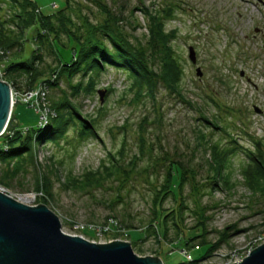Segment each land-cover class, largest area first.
I'll use <instances>...</instances> for the list:
<instances>
[{
  "label": "rangeland",
  "instance_id": "rangeland-1",
  "mask_svg": "<svg viewBox=\"0 0 264 264\" xmlns=\"http://www.w3.org/2000/svg\"><path fill=\"white\" fill-rule=\"evenodd\" d=\"M33 1L43 13L51 11L53 14L58 13L63 3V0ZM99 1L111 14L122 19L119 23L124 29L139 39L146 38L148 29L147 19L136 7L164 10L165 28L175 31L170 45L180 64L179 92L173 93L160 83L153 97L147 93L137 96L136 90L129 87L126 72L109 65L91 92L70 98L80 105L87 121L93 119L95 135L81 138L80 127L70 125L57 140L32 142L31 151L26 153L25 170L12 179L10 186H0L14 198L35 193V200L26 204L46 205L59 217L64 233L99 243L126 241L138 256H159L163 264L187 263L203 252V248L189 252L181 245L182 237L195 230L194 223L198 219L192 212L196 197L188 186L184 189L188 206L184 213L186 234H180L175 240V233L170 229L169 240L153 235L142 240L147 230L136 227L143 228L150 218L152 195L162 182L170 160L192 166L197 172L196 179L205 182L208 156L196 144L200 128L205 138L235 148L227 166L232 189L217 188L211 193L204 190L202 203L208 205L205 212L211 216L207 221V239L218 240L219 232L228 230L231 225H235L236 230L229 232L228 244L223 243L211 256L196 264H232L241 260L264 240V200L253 196L242 178V168L247 164L244 150L255 151V141L264 144V0ZM69 4L72 10L65 14H70L72 23L67 24V29L77 34L85 30L84 17L94 25L107 19L92 0H69ZM14 10L10 0H0V18L8 21L4 28L18 31L9 21ZM169 11L172 14L166 17ZM58 21L54 20L56 27H60ZM36 32L35 26L24 30L23 61H30L37 47L48 68L56 70L59 64L55 53L63 61L71 59L73 52L65 32L59 33V42L64 47L52 45L55 53L45 39L43 45L34 41ZM45 37L50 41L51 36L45 34ZM189 47L195 50V63L188 59ZM6 50L0 46L1 75L10 62L7 59L11 57V62H19V55H12L14 48L11 53ZM197 67L201 75L196 74ZM55 70L51 80L57 76ZM18 79L24 84L25 75ZM79 82H87V76L82 77L80 73L70 79L63 76L57 87L48 88L50 100L65 94L70 96L69 84ZM21 88L24 91V87ZM99 91L104 92L102 102ZM13 113L17 121L14 119L13 123L18 130L36 125V111L21 102H17ZM201 114L208 118L216 116L227 134L208 124L200 126ZM141 140L145 146L142 154L139 152ZM110 154L121 158L125 164L138 156L132 168L127 165L128 177L123 183L110 179L88 191L73 190L63 183L68 174L78 177L107 164ZM18 157L11 162H0L3 176L13 166L19 167ZM51 169L56 173L49 172ZM47 177L51 180L49 187L45 184ZM163 205L171 207L173 201L168 198ZM113 213L122 215L133 228L123 229L119 224L115 228L111 224L101 234L95 229L84 233L86 225H104Z\"/></svg>",
  "mask_w": 264,
  "mask_h": 264
},
{
  "label": "trees",
  "instance_id": "trees-1",
  "mask_svg": "<svg viewBox=\"0 0 264 264\" xmlns=\"http://www.w3.org/2000/svg\"><path fill=\"white\" fill-rule=\"evenodd\" d=\"M92 1L107 15V19L94 25L84 17L85 30L82 31L83 26L79 27V30L82 31L79 34L67 29V24L72 23L70 14H65V12H71L72 10L69 0H63L62 6L55 14L51 11L43 13L42 9L33 0H10L15 10L9 17V21L15 24L18 31L4 28L8 21L0 18V46L7 49V53H11L14 48L12 55H19V62H11V57L6 60L10 62L4 68L3 80L8 82L13 90L17 91H22L21 87H24V90L32 89L37 83L44 82L47 86L48 102L55 113L45 127L36 128L31 126L29 131L23 132L24 130H18L13 123L15 118L12 111L6 131L0 137V162H11L19 155L17 161L19 167L17 165L13 166L10 172L5 170L4 176L0 172V184L5 187L10 186L12 179L19 172L25 170L26 153L31 151L32 142L35 144L57 140L63 136L70 125L80 127L79 135L81 138L95 135L93 119L87 121L86 115L84 116L80 111V105L72 102L70 98H75L80 93L88 94L91 92L97 79L109 65L119 67L126 72L130 79L129 87L136 90L137 96L147 93L148 96L153 97L160 83L173 93L179 92L180 64L170 45L175 31L170 30L169 32L165 28V20L167 19L164 18V10L159 11V9L146 6L136 7L142 11L143 16L147 19L148 29L146 38L139 39L124 29L119 23L122 19L111 14L99 0ZM171 14L172 11H169L166 17ZM131 18H133L132 15ZM56 19L60 21H58L60 27H56L54 23ZM31 26H35L37 31L34 41L42 43V45L45 42L53 52L52 45L54 43L64 47L59 42V33L65 32L67 35V41L73 55L70 60L68 59L69 61H63L54 52L59 64L56 67L57 76L56 78L53 77V80H51V75L54 73L55 67L48 68L44 65L38 47L32 51L30 61L22 60L24 50L21 46L23 33L25 29ZM45 34L51 36L50 41L49 38L46 39ZM44 39L45 41L42 42ZM79 73L82 77L87 76V82H79L75 85L70 83V96L65 94L50 100L49 87H57L63 76L70 79ZM22 75H25L24 84H21L22 81L20 82L18 79V76ZM200 119L203 121L200 126L208 124V126L210 125L214 129L219 128L227 134L226 129L219 125L216 116L208 118L201 114ZM197 132L198 140L196 144L208 156L206 158L208 174L205 177V182H199L196 179L197 172L192 166L184 165L179 160H170L162 182L152 195L150 218H148L143 228L138 229L136 227L137 230H147L142 240H145L149 235L169 240L168 232L170 229L175 233V240L179 239L180 234H186L187 227L184 225V213L187 211L188 206L185 202L184 189L188 186L189 192L196 197V207L192 212L198 219L194 223L195 230H190L185 237H182L181 245L188 248L189 252L191 249L200 250L202 248L203 252L199 258H192L191 261L188 260L187 263L180 264H196L211 256L223 243H229V232L236 230V226L231 225L228 230L225 229L219 232L218 240L213 242L207 239V221L211 219V216L206 215L205 212L208 205L202 203L204 190L211 193L217 188L225 189L224 187H228L232 189L227 166L235 148H228L220 144L219 141L205 138L200 128ZM254 145L255 151L244 150L247 164L242 168V178L253 196L264 200V144L255 141ZM3 147H7V149L5 148V150ZM144 148L143 140H141L140 154H142ZM28 157L30 159L31 155L29 154ZM109 157V162L107 164L103 163L97 170L86 171L78 177L68 174L63 183L68 188L78 191H88L110 179L123 183L128 177L127 165L129 164L132 168L138 156H134L132 161L127 164L113 154H110ZM49 172H55V170L51 169ZM50 182L51 180L47 177L46 186L49 187ZM168 198L173 201V205L166 208L163 204ZM111 218L116 221L117 226L119 224L123 229L133 228L132 224L126 222L122 215L120 217L115 213L108 216L105 223ZM114 226L117 228L116 225ZM86 229L83 230L84 233L91 228L86 227ZM175 240L172 239L171 241Z\"/></svg>",
  "mask_w": 264,
  "mask_h": 264
},
{
  "label": "water",
  "instance_id": "water-1",
  "mask_svg": "<svg viewBox=\"0 0 264 264\" xmlns=\"http://www.w3.org/2000/svg\"><path fill=\"white\" fill-rule=\"evenodd\" d=\"M188 59L196 62L193 47ZM196 74L201 75L196 68ZM100 101L104 92L99 91ZM11 87L0 79V135L11 114ZM0 264H163L159 256H138L129 242L89 241L64 233L59 217L44 204L27 205L0 192ZM232 264H264V243Z\"/></svg>",
  "mask_w": 264,
  "mask_h": 264
},
{
  "label": "built area",
  "instance_id": "built-area-1",
  "mask_svg": "<svg viewBox=\"0 0 264 264\" xmlns=\"http://www.w3.org/2000/svg\"><path fill=\"white\" fill-rule=\"evenodd\" d=\"M0 79L2 80L1 74H0ZM19 92H21V93H19ZM19 96H20V98H19ZM17 102H21V104H24L27 107L32 108L33 110L36 111V113L38 115L36 125H34V127H36V128H42V127H45L46 125H48L50 119L52 117H54V115H55L53 109L51 108L50 103L48 102L47 86L44 82H39L32 89H28V90H24V91H17V90H13L11 88V108H12V111H13L15 105L17 104ZM12 111H11V113H12ZM10 117H11V114H10ZM9 120H10V118H9ZM8 123H9V121H8ZM22 130H24L23 132L29 131L30 127L24 128ZM5 131H6V129L4 130V132ZM3 133L0 135V137L3 135ZM5 148L7 149V147H5ZM0 192L5 193L6 195L10 194L9 196L12 197L11 193L8 192L2 186H0ZM12 198H14V197H12ZM14 199L19 201V202L29 204V203H31V201L35 200V193H26L24 195L22 194V195H19L18 197L14 198ZM111 224L117 226L116 221H114V219L111 218L104 225L89 224V225H86V227L91 228V229H95L96 233L101 234V232H103L104 230H108L110 228L109 226H111ZM117 228H118V226H117ZM260 239H262V238H260ZM263 239H264V237H263ZM262 243H264V240L262 241ZM196 248H197V246H196Z\"/></svg>",
  "mask_w": 264,
  "mask_h": 264
},
{
  "label": "crops",
  "instance_id": "crops-1",
  "mask_svg": "<svg viewBox=\"0 0 264 264\" xmlns=\"http://www.w3.org/2000/svg\"><path fill=\"white\" fill-rule=\"evenodd\" d=\"M15 121H16V117H15ZM16 123H17V121H16Z\"/></svg>",
  "mask_w": 264,
  "mask_h": 264
}]
</instances>
